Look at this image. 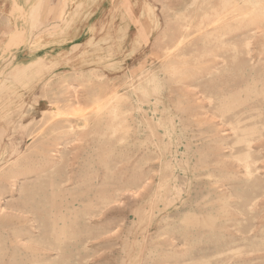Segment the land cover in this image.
<instances>
[{"label":"rangeland","instance_id":"1","mask_svg":"<svg viewBox=\"0 0 264 264\" xmlns=\"http://www.w3.org/2000/svg\"><path fill=\"white\" fill-rule=\"evenodd\" d=\"M0 264H264V0H0Z\"/></svg>","mask_w":264,"mask_h":264},{"label":"bare ground","instance_id":"2","mask_svg":"<svg viewBox=\"0 0 264 264\" xmlns=\"http://www.w3.org/2000/svg\"><path fill=\"white\" fill-rule=\"evenodd\" d=\"M249 164V163H248ZM250 167V166H249ZM248 168V167H247Z\"/></svg>","mask_w":264,"mask_h":264}]
</instances>
